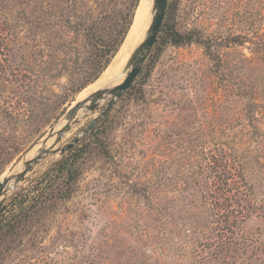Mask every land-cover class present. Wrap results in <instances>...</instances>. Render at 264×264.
Listing matches in <instances>:
<instances>
[{
	"label": "rangeland",
	"instance_id": "obj_1",
	"mask_svg": "<svg viewBox=\"0 0 264 264\" xmlns=\"http://www.w3.org/2000/svg\"><path fill=\"white\" fill-rule=\"evenodd\" d=\"M62 1L0 0V128L21 143L0 161V182L36 154L70 107L91 96L82 98L85 88L70 97L51 125L37 129L42 104L69 88L87 57L83 43L79 50L67 44L79 39L62 23ZM173 1L176 30L194 40L153 47L135 89L111 111L118 125L107 136L109 155L95 147L42 249L14 264H264V209L230 246H221L215 230L227 198L232 208L264 205V0ZM122 2L130 0L119 9ZM53 6L58 15L46 27ZM108 100L95 112L80 111L55 148L80 136ZM61 159L46 155L4 204ZM227 167L231 193L224 190ZM237 189L249 196H235Z\"/></svg>",
	"mask_w": 264,
	"mask_h": 264
},
{
	"label": "trees",
	"instance_id": "obj_2",
	"mask_svg": "<svg viewBox=\"0 0 264 264\" xmlns=\"http://www.w3.org/2000/svg\"><path fill=\"white\" fill-rule=\"evenodd\" d=\"M91 1L92 3L89 0H66L61 3L63 6L62 23L79 39L73 40L72 44H67L69 47L75 46L79 50L83 43V48L85 45L88 49L85 51L87 57L77 65L78 67L75 68L77 71L72 73L69 88H65L62 94L54 93L47 105L42 104L39 124H36L37 129H44L51 125L57 119L67 99L69 100L70 97L82 92L106 71L124 43L129 29L133 25L135 11L139 6V0H130L129 4L122 2L120 9L118 8L120 0ZM173 2V0L168 2L161 32L154 45L156 50L162 45L182 46L194 40L190 35L182 34L176 30ZM93 3L96 5L93 6ZM47 10V25L45 26L49 27L52 21L51 17L57 18L58 13L55 11V6H53L54 11L51 7ZM142 75L141 71L128 92L135 89V85ZM139 93L142 97V90ZM111 111L87 136L86 142L88 143L86 145L73 149L63 156L52 169L38 180L37 184L30 189H22L18 192L11 200L10 205H2L0 208V264H14L17 256L27 251L42 249L56 213L76 194L84 167L96 149L95 147H99L105 155H109L106 145L107 136L118 125L117 118L111 119ZM20 145L15 134H9L0 128V161L12 156L20 149ZM226 171L227 179L224 190L231 193L228 177L232 173L228 167ZM239 195L245 198L249 196L237 189L235 196ZM227 201L230 202L223 204L227 206L221 208V212H219L221 214L215 223V230H218V234L222 237L220 244L224 248L232 244L235 234H238L237 230H241L242 224L247 222L253 213L264 209L261 201L258 203L248 201L249 204L246 208H232L231 200L227 198ZM218 208L219 206L216 207V210Z\"/></svg>",
	"mask_w": 264,
	"mask_h": 264
},
{
	"label": "water",
	"instance_id": "obj_3",
	"mask_svg": "<svg viewBox=\"0 0 264 264\" xmlns=\"http://www.w3.org/2000/svg\"><path fill=\"white\" fill-rule=\"evenodd\" d=\"M169 0H153V17L147 34L141 44L136 48L122 73L124 80L114 87H106L94 92L87 99L78 102L70 107L66 112L64 121L56 127H53L42 142V147L38 149L37 153L30 159H25L18 167L17 171L5 176L0 182V208L4 204V197L8 191L14 186L26 180L27 174L36 166L46 155L59 153L62 157L72 151L75 146L80 143L83 137L89 135L98 123L105 118L108 113L116 105L117 101L131 88L137 77L140 75L143 65L146 62L150 52L152 51L158 36L161 32V27L165 18ZM134 22V21H133ZM108 100L107 105L103 110L94 117L89 125L83 130V133L74 138L70 143L64 145L60 149L55 146L61 141L63 136L71 129L72 123L76 120L78 114L83 109L95 112L100 102ZM64 122V124H63ZM58 128V129H56ZM49 141H52L50 144ZM40 145V143H39Z\"/></svg>",
	"mask_w": 264,
	"mask_h": 264
},
{
	"label": "bare ground",
	"instance_id": "obj_4",
	"mask_svg": "<svg viewBox=\"0 0 264 264\" xmlns=\"http://www.w3.org/2000/svg\"><path fill=\"white\" fill-rule=\"evenodd\" d=\"M152 7H153V0H141L139 8L136 12L134 23H133V25H132V27H131V29H130L121 49H120V51L115 56V58L113 59V61L109 65V67L106 69V71L102 74V76L94 84H92L90 87L86 88L82 92V93H84L82 95V98H85L86 96H88L90 94L92 95L94 92L98 91V88H100L102 86H107V88L108 87H114L124 80L125 76H124V74H122L121 78L117 81L118 75L122 70V66L123 65L125 66V63L128 59V56L131 54V52L135 48L136 42L138 41V38L143 34L144 28L148 24L147 22L150 19V15H151L150 12L152 10ZM152 14H153V12H152ZM151 17H153V16H151ZM151 20H152V18H151ZM151 20L149 22L148 27L146 28V34H147V30L150 26ZM144 38H145V36H144ZM144 38H142V40L139 42V45L144 40ZM138 46H136V48ZM136 48H135V50H136ZM104 88H106V87H104ZM101 89H103V88H101ZM101 89H99V90H101ZM51 142L52 141H49L48 144H50ZM41 147H42V143L40 146L36 147L35 151H38V149ZM35 153H37V152H35ZM32 157H29L27 159H30Z\"/></svg>",
	"mask_w": 264,
	"mask_h": 264
}]
</instances>
